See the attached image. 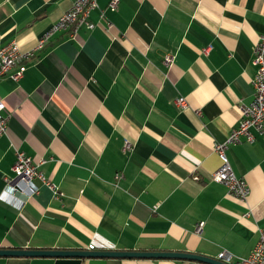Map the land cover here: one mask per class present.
Masks as SVG:
<instances>
[{
    "label": "crops",
    "instance_id": "crops-1",
    "mask_svg": "<svg viewBox=\"0 0 264 264\" xmlns=\"http://www.w3.org/2000/svg\"><path fill=\"white\" fill-rule=\"evenodd\" d=\"M110 1L97 0L92 29L53 34L19 81L0 79L8 115L0 195L16 149L38 162L60 193L56 198L37 179L30 198L26 188L7 189L0 248L246 257L264 230V138L256 134L227 149L233 170L249 184L245 201L211 174L220 165L214 144L228 138L240 104L252 99L264 0H118L114 9ZM72 2L0 0V47L15 41L32 50ZM168 54L173 61L165 64ZM21 199V208L13 205ZM0 264L207 263L5 256Z\"/></svg>",
    "mask_w": 264,
    "mask_h": 264
},
{
    "label": "built area",
    "instance_id": "built-area-1",
    "mask_svg": "<svg viewBox=\"0 0 264 264\" xmlns=\"http://www.w3.org/2000/svg\"><path fill=\"white\" fill-rule=\"evenodd\" d=\"M118 0H111L109 6L114 9ZM98 8L97 0H73L71 6L54 22L50 28L44 32L37 40L36 46L32 50H22L15 41L0 47V79L4 76L10 77L14 81H19L25 70L26 62L38 56L45 44L50 40L53 34L57 32H68L71 37H75L78 31L84 26L92 29L94 23L89 19L93 10ZM111 26V25H108ZM210 46L203 48L207 52ZM173 61L172 55H166L164 63L169 64ZM252 64L256 70L251 79L253 88L252 99L248 103L240 104V120L236 127L229 133L228 138L222 143H215L213 147L214 154L218 157L220 165L217 170L211 174V180L223 184L227 193L240 201H245L250 194V187L246 179L237 175L233 170L227 149L231 144L251 143L255 140L256 134L264 138V34L259 36L252 51ZM175 102L181 108L187 106L184 98L179 97ZM8 115L5 114V103L0 100V137L7 131ZM131 149V143L124 141L123 150ZM38 162H35L23 151L16 149L15 161L11 167L12 176H5V189L1 192L0 198L6 199L7 189L12 193H24V188L29 193L23 194L30 198L37 193L38 187L33 183L35 179L50 188L56 198L60 197L57 186L46 179L38 169ZM120 175L115 174V179ZM24 200L21 199L13 203L17 208H21ZM201 229V225L196 226V231ZM89 249H93L89 246ZM228 264H264V230L259 231V238L249 254L244 258H236L222 253L220 257Z\"/></svg>",
    "mask_w": 264,
    "mask_h": 264
},
{
    "label": "water",
    "instance_id": "water-1",
    "mask_svg": "<svg viewBox=\"0 0 264 264\" xmlns=\"http://www.w3.org/2000/svg\"><path fill=\"white\" fill-rule=\"evenodd\" d=\"M104 257V258H179L192 259L207 264H228L221 258L214 259L190 252L173 251H116V250H55L0 248V257Z\"/></svg>",
    "mask_w": 264,
    "mask_h": 264
}]
</instances>
